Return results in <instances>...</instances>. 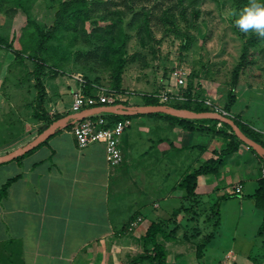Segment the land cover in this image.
<instances>
[{
    "label": "crops",
    "instance_id": "crops-1",
    "mask_svg": "<svg viewBox=\"0 0 264 264\" xmlns=\"http://www.w3.org/2000/svg\"><path fill=\"white\" fill-rule=\"evenodd\" d=\"M5 47L0 46V71L6 61L10 65L14 60L15 53ZM2 78L0 105L8 102L9 94H3ZM84 84L83 79L46 78L44 107L51 118L61 114L65 120L21 157L0 161V264H128L142 254L143 237L152 222L169 220L184 204L189 208L198 202V213L189 209L178 218L180 229L195 227L193 237L187 233L181 237L178 231L171 240L158 236L167 248L168 258H183L187 256L186 248L204 232L197 221L203 216L199 221L207 224L206 212L201 213L213 199L232 194L230 189L241 184L242 191L236 197L254 201L259 179L264 176V162L244 142L223 158L217 172L199 175L196 198H182L185 176L217 157L215 152L228 145V138L222 134L202 129L211 126L206 121L196 122L195 129H186L166 113L130 114L132 124L120 140L123 160L117 165L107 161L102 142L80 147L72 132L75 118L70 115L77 114L71 110L73 95L84 90ZM97 91L96 87L93 94ZM259 102L264 105V98ZM167 103L173 106L183 100ZM121 104L146 105L143 96L130 93L122 95L115 105L99 104L78 113L95 112L113 123L117 116L125 118L128 114L99 107ZM249 117L242 121L264 133V113ZM23 122L27 126L9 122L15 133L20 130L15 127L22 126L20 134L24 138L12 146H1L0 155L28 145L47 126L45 118ZM5 124L7 127L0 111V126ZM248 188L253 192H246Z\"/></svg>",
    "mask_w": 264,
    "mask_h": 264
},
{
    "label": "rangeland",
    "instance_id": "rangeland-1",
    "mask_svg": "<svg viewBox=\"0 0 264 264\" xmlns=\"http://www.w3.org/2000/svg\"><path fill=\"white\" fill-rule=\"evenodd\" d=\"M61 1L64 0H31L25 11L17 7L14 0H0V46L12 45L21 53L18 58L14 54L11 64L6 61L0 71L3 94L9 93L8 102L0 105L1 116L8 124L7 127L6 124L0 126V147L12 146L24 138L20 130L23 125L27 126V122L23 120L49 115L44 107L46 78H76L85 82L88 79L94 88L97 87V93L100 87H104L118 100L130 93L140 97L165 91L185 97L191 93L240 119L264 113V105L259 102L264 98V37L254 42L249 61L240 65L244 40L255 32H243L235 24L239 14L251 3L241 2L244 0H115L108 9L92 12V18L85 23V33L82 29L77 32L64 30L48 42V48L35 56L44 65L39 72L41 82H38L33 56L37 29L33 23L47 31L54 24ZM168 6L173 10L164 14ZM116 10L120 11L112 12ZM137 12L140 14L136 15ZM148 13L151 21L141 29L140 24L145 22ZM103 15L111 19L103 20ZM113 22L118 24L117 31L122 29L129 36L119 85L113 66L101 55L95 56L101 42L93 33L94 27ZM176 70L185 77L183 84L176 83ZM228 105L230 109L226 110ZM9 122L14 126L16 122L22 123V126L15 127L20 129L18 133L13 132L14 127H10ZM252 130L264 141L263 132ZM234 189L230 190L234 193ZM246 192L253 191L248 188ZM182 193V198L188 199L185 190ZM216 201L213 199L201 213L206 212L209 221L205 226L204 221H199L203 216L197 221L205 229L195 243L186 248L187 256L176 258L172 255L168 260L173 264H264V234L258 236L263 210L257 206L255 210L253 200L233 197L224 201L221 212L211 218ZM196 204H190L188 209L198 212ZM217 218H221L218 228L214 225ZM180 228L181 237L184 233L191 237L196 233L193 226ZM211 232L213 238L198 256L197 244ZM134 249L136 252L140 250L137 246ZM146 252L144 244L142 254Z\"/></svg>",
    "mask_w": 264,
    "mask_h": 264
},
{
    "label": "trees",
    "instance_id": "trees-1",
    "mask_svg": "<svg viewBox=\"0 0 264 264\" xmlns=\"http://www.w3.org/2000/svg\"><path fill=\"white\" fill-rule=\"evenodd\" d=\"M15 5L19 8H22L23 10L27 11V3L31 0H14ZM133 2L137 0H132ZM181 2L185 0H180ZM253 0H244L241 2H245V4L252 3ZM115 2V0H107L105 2H96L95 0L90 2V0H64L61 1L59 4V10L56 13V19L54 21V24L45 31L44 27L39 26L36 23H32L36 27V47L34 49V58L36 60L35 65L36 66V72L37 74V81H40L39 72L41 71L43 65V61L37 59L35 56H38L43 50L48 48V42L52 41L53 38H57L58 35L64 30H73L74 32L79 31L80 29L83 30L85 33V23L86 21H89L92 18V12L100 9H108L111 6V3ZM117 2V1H116ZM126 2V1H125ZM132 2V3H133ZM194 2V0L192 1ZM117 4V3H115ZM240 4V3H239ZM176 6V5H175ZM133 7V6H132ZM174 8V6H173ZM172 6H168L165 9L164 14L167 12L172 11ZM120 10L112 11L113 13H118ZM136 15L140 13H135ZM163 14V16H165ZM103 20L111 19L110 17H107L106 15H103L101 17ZM144 23L140 24L141 29L144 28L145 25H149V21H151V14L148 13L144 19ZM118 24L113 22L109 23L105 26L97 25L93 29V33L95 36H98L100 40V49L96 50V55H101V57L105 60L106 63H109L113 66L115 76L118 79V84L120 83V74L122 73L123 67L125 65L126 59L124 56L125 52V46L127 42V38L129 37L127 34H125L122 29L117 31ZM141 31V30H140ZM264 36H260L257 33H252L250 37H248L246 40H244L243 45V52L241 57V63L240 65H243V62H248L249 57L251 56V49L252 46L255 44L254 42L258 41L260 38H263ZM8 48L12 49L15 53L16 57H21V53L18 49H15L12 45H6ZM86 82L84 84V90L85 92L89 94L94 93V85L91 83L88 79H85ZM42 85V83H40ZM145 99L146 104H168V103H162L159 101L157 97L154 96L153 93L151 94H145L143 95ZM205 99L199 98L196 95H191V93H188L187 100L184 101L181 104H172L174 107L177 108H186L193 111L201 112V111H213L210 106L206 105L203 101ZM171 105V104H169ZM229 110L230 106L227 107ZM155 113V112H154ZM160 114V113H155ZM173 119H177L178 123L185 127L186 129H195L197 127L196 122L198 121H206L209 122L211 126L208 127H202V129L213 131L216 133H220L226 138H228V145L224 150H221L220 152H215L217 154V157L211 158L209 161L205 162L200 168L192 171L191 173L187 174L185 178L181 182L182 189L185 190L186 197L187 198H196V188L198 186V177L201 174L206 173H215L218 171V168L220 164L222 163V160L225 156L230 155L234 151H236L239 147V144L243 141L238 138V136L234 133L231 125L222 122V127L217 128L218 123L220 120L216 119H208V118H198V119H187V118H180L178 116H174L171 114H165ZM228 116L232 117L236 124L242 129L244 133H246L249 137L253 138L254 140L260 142L264 145V141L259 137V135L254 132L250 127H248L242 119H240L237 116H231L228 114ZM38 118H45L47 120V126H50L55 120L62 117L61 114L55 115L53 118H51L49 115H43L37 116ZM131 115H126L125 118H130ZM121 117L117 116L115 120L120 119ZM68 126H71L69 124ZM230 130L231 132L228 133L227 130ZM43 131V130H42ZM41 131V132H42ZM252 151L257 153L252 147H250ZM22 155L18 156L21 157ZM262 159L264 160V156L260 155ZM239 193H232V194H224L220 198L217 199L215 203V213L214 211L211 213V218L214 217L216 213L219 214L221 212L220 206L223 204L224 201L229 200L230 198L238 196ZM254 202L258 208H261L264 212V176L259 179V187L256 190V192L253 195ZM189 210L188 207H181L177 211L174 212L173 217L169 220H162L158 222H152L150 226L148 227L143 240L144 244L146 246L147 252L140 255L138 258L134 259L128 264H169L168 263V251L166 246L159 241L158 236H162L165 240H171L174 238L173 236H176V232L180 228V225L178 223V218L181 213L184 211ZM198 213V212H197ZM221 223V218H217L216 222L214 223L215 227L218 228ZM213 232V231H212ZM210 233L206 239L197 244V255L201 256L203 254L204 250L206 249L208 243L213 238V233ZM264 234V214H263V221L259 227L258 230V236H262ZM149 246L150 249H149Z\"/></svg>",
    "mask_w": 264,
    "mask_h": 264
},
{
    "label": "built area",
    "instance_id": "built-area-1",
    "mask_svg": "<svg viewBox=\"0 0 264 264\" xmlns=\"http://www.w3.org/2000/svg\"><path fill=\"white\" fill-rule=\"evenodd\" d=\"M176 83L183 84L185 77L176 70L174 72ZM100 91L97 94H89L84 90H78L74 92L73 102L71 110L73 112H80L87 107H93L99 104L115 105L119 103L118 97L115 98L113 93L107 88L100 87ZM119 96V95H118ZM160 102L167 103L173 100H187V97L169 93L167 91L154 94ZM206 105L210 106L213 111L220 112L228 116V112L221 107L215 105L209 100L203 101ZM132 124L130 118H120L110 123L108 118L104 115H98L95 112H90L84 117L76 119L72 127V132L76 137L77 143L80 147H86L94 142H102L106 149V159L110 164L117 165L123 160V153L120 147L121 136L125 129ZM218 126H222V121L218 123ZM242 191V185H238L235 188L236 193Z\"/></svg>",
    "mask_w": 264,
    "mask_h": 264
},
{
    "label": "water",
    "instance_id": "water-1",
    "mask_svg": "<svg viewBox=\"0 0 264 264\" xmlns=\"http://www.w3.org/2000/svg\"><path fill=\"white\" fill-rule=\"evenodd\" d=\"M102 111H110L121 114H135V113H150V112H163L171 115H175L181 118H208L216 119L231 125L234 133L240 138L244 143L252 147L258 154L264 156V145L260 142L249 137L242 129L236 124L235 120L227 115H224L217 111H193L186 108H177L165 104H146L137 106H126L121 104L120 106H102L99 107ZM85 115V112L70 115L76 119H79ZM64 118L55 120L50 126L40 132L28 145L23 148L7 153L6 155H0V161L9 160L18 155H22L31 149L38 146L40 143L45 141L50 135H52L57 129H59L64 121Z\"/></svg>",
    "mask_w": 264,
    "mask_h": 264
},
{
    "label": "clouds",
    "instance_id": "clouds-1",
    "mask_svg": "<svg viewBox=\"0 0 264 264\" xmlns=\"http://www.w3.org/2000/svg\"><path fill=\"white\" fill-rule=\"evenodd\" d=\"M235 24L243 32L251 30L264 36V0H253L251 5L239 14Z\"/></svg>",
    "mask_w": 264,
    "mask_h": 264
}]
</instances>
